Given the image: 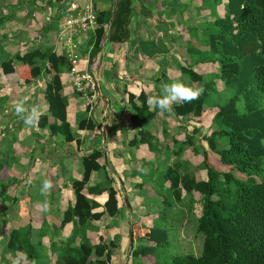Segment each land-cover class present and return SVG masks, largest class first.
I'll return each mask as SVG.
<instances>
[{"label":"trees","instance_id":"trees-1","mask_svg":"<svg viewBox=\"0 0 264 264\" xmlns=\"http://www.w3.org/2000/svg\"><path fill=\"white\" fill-rule=\"evenodd\" d=\"M64 1L54 0L59 8H62ZM112 2L113 0L108 9L99 12L93 8L96 27L87 33L85 38L87 44L78 51L80 56H88L91 70L96 64L95 58L101 51L105 39L107 43L119 44L126 42L130 37L131 0H117L111 19ZM214 2L216 7L222 5L223 14L218 15L217 8L214 7L215 11L209 15L212 17L211 21L206 22L208 24L207 32L204 29L205 37L199 40L196 37L191 38L188 44L194 45V42L196 46L186 48L189 58L196 64L202 63V68L211 66L208 68H213L214 72L202 73L201 67H197L196 70L192 65L181 66L180 74L186 76L190 83L203 85L205 91L197 100L174 103L171 108L176 117L201 118L205 113L206 101L218 91L216 80L220 81L223 86L221 90L223 100L221 103H213V108L209 110L214 113L210 123L211 131L205 135L204 143L221 163L237 168L248 177L246 181H241L234 179L231 172L218 173L209 167L208 153L204 150L201 152L202 161L199 168L207 170V179L198 180L195 173L185 171L188 166L190 168L192 166L185 164L181 157L188 148L200 155L197 149L202 150L206 146L195 145L192 135H186L183 141L173 139L174 163L161 175V181L169 183L168 190L171 194V199L164 203L165 209L169 215L177 209H185L191 215L193 214L191 207L195 202L192 194L199 195L196 232L203 238L202 251L198 256L170 253L166 249L168 241L165 230L150 231L146 236L139 234L138 240L142 241L147 237L148 241L153 242V246L132 250L134 240L132 230L130 257L139 258L150 254L152 261L149 264H264V175L260 174L264 161V0H214ZM55 16L52 15L59 21L61 16ZM53 18L50 19L48 27L53 24L58 31V22ZM6 20L7 16L0 17V25ZM189 32L194 33L196 30L190 28ZM202 39L203 44L199 47L204 51H199L197 43ZM193 55L196 57L193 58ZM198 57L202 59L199 60ZM11 60L22 62L18 76L26 67L28 68L30 77L25 82L36 80L42 74L50 78L46 83L44 96L55 122L51 123L48 129L52 135L62 136L67 143H79L80 139L72 134L65 118L67 101L62 96L60 80L61 71L63 69L67 71L70 67L65 54L31 48L24 53L16 52L8 57L6 62L11 64L13 63ZM1 65L5 67L4 63ZM161 93L158 92L159 95ZM127 97L131 109L138 115L148 110L142 103L140 105L135 101L134 94L129 93ZM145 100L144 95L143 101ZM0 108H3L1 102ZM85 111L88 113L87 108ZM135 117L132 119L130 116L129 120H135ZM41 119L42 125H45L46 117ZM97 125L91 116L80 119L77 123L79 130H94ZM196 131L193 129V135ZM140 133L151 136L149 132L146 134L143 130ZM128 143L131 147L140 144L136 139ZM148 147L150 151L154 150L152 145ZM101 157V150H93L81 158L83 173L80 179L71 183L73 203L63 212L60 222L61 228L73 223V232L60 244L51 242L50 249L56 252L53 264L110 263V246L114 245L113 241L105 242L99 237V242L92 244L84 233L89 222L98 221L105 214L114 217L119 211L117 190L111 186L110 181L106 187L95 186L87 190L88 195L106 193L107 200L103 206L89 199L84 192L91 172L102 169ZM3 168L0 162V172ZM255 176L259 180H256ZM5 191L6 186L0 191V198H4ZM183 195L188 197L187 201ZM159 209V213L167 216V213L162 211L163 205ZM25 233L26 231L12 228L6 238V251L12 254H26L24 264H30L32 260H35L36 264H41L38 261L39 254L35 252L40 242L32 241Z\"/></svg>","mask_w":264,"mask_h":264},{"label":"rangeland","instance_id":"rangeland-1","mask_svg":"<svg viewBox=\"0 0 264 264\" xmlns=\"http://www.w3.org/2000/svg\"><path fill=\"white\" fill-rule=\"evenodd\" d=\"M20 1L25 0H0V17L7 16V20L0 25V34H2L1 32H8L9 34V36L6 38H2L0 36V41H2L0 42V48H2L5 52L7 44H10L7 47L5 53L2 49H0V63L2 64L3 62L7 61V58L10 57L9 53L15 51H11V49L18 44H20L19 48L21 47L20 50L18 49V51L20 52L25 50L22 49V47L26 49L41 47L43 50H50V48H52V42L54 43L55 41H57L55 46V50L57 51L56 53L62 52L64 49L61 42L59 41L60 38L56 33L57 31L52 26L53 24L47 29H42V25L43 27H47L48 22H44L42 20V25H40L37 21H33V17L31 18L25 10L23 11L25 21L19 20V18H21V15H19L18 11L20 10L19 7L21 6ZM26 1H29L33 7V2H36V0ZM151 1L154 6H150L148 10L151 12V14L155 13L157 18L162 21L153 22L151 20H147L144 26L139 30V42L137 41L136 37H133L129 42L119 46H113L109 43L106 46L107 48L105 50H102L103 52L107 51L106 54H108L109 56L106 67H102L103 70H106L107 72V84L104 85V89L107 91V93L103 91V97L107 98V107H110L109 109H107V112H104V117H106L110 125V130L106 132L105 137H103V135H101L102 137H100L96 132H81L79 129H76V126H73V134L77 138L82 139L81 151H76V160L68 159L64 155V153H61L60 158L55 164L44 166H37L35 163L33 164L35 158H33L32 160L31 154L27 153L26 151H23L19 155H16L14 153V149L10 147L9 149H12L13 151L10 152L9 155H7V151H5L6 147H4L5 145L3 146L0 144V154L6 158L7 163L9 164L8 166L12 167V164L14 162L20 163V166L18 165V168L15 169L14 167H12V174H14L17 169L18 171L20 170L23 174H26L28 170L33 171V174H31L28 179L23 178V176L21 175V178H19L21 180L17 181L9 177L10 171L7 165L4 166L3 172L0 173V191L3 190L4 186H6L4 198H0V264H14L17 257L21 256L17 253L13 255L10 252H6V250H4V253L2 254V248L6 243L8 232L12 228L26 231L25 234L28 235V238H30L32 241L36 240V242H40V245H38L39 247L35 250V252L39 254L38 261L41 264H45L47 262L49 264L54 263L53 261L56 259V252L51 251V242L60 244V242L67 240L73 232V225H67L64 228H61L59 224L62 218V210L66 207L67 203V191H69L71 197V192L69 190L71 189L70 181L82 176L83 168L81 165V158L85 154L87 155L95 150V148H101L102 157L100 159V162L102 164V169L99 171L91 172L92 174L84 192L87 193L88 189L95 186L106 187L108 186L109 181H112V178L113 180H117V178H119V181L123 183L124 187L129 186L130 195L132 193L131 185L134 187V199H132L130 195H127L131 207L130 215L129 210L128 214L124 216V213L120 215L118 212L115 215V218H118L117 220L102 218L99 222H89L84 229L85 235L92 244L94 242L98 243V229H100V233H102L105 237V242L113 241L115 243V245L110 246L111 257L109 264H149L152 261V257L150 254L139 258H128V253L130 252L131 242L133 238L134 250L139 247H143L145 249L149 247L148 242H145L147 237L142 241L138 240L139 233L145 230V225L141 220V217H148V219L151 218L149 217V215L159 213V207L162 205V211H165L167 213V226H163L159 223L156 228L168 229L167 231H165V237L168 241L166 249L172 254H193L194 256H198L201 254L203 238L196 232L197 216L195 214L189 215L185 209L174 210L173 213L169 215L167 209H165L164 203L171 198V194L168 190L169 185L161 181V175L163 174L162 172L167 169L166 167L170 166L174 161V157L172 154L174 146L172 143H168L169 145L167 147V139L175 140L174 136L176 133H178L180 135V139H184V134L192 135L194 144L197 146L201 143H204L203 138L205 135H208L211 130L210 123L214 113L213 111L210 112L209 110L213 108V103H221L223 100L221 99L223 93V91H221L223 89L222 83L216 80L218 84V91L212 94V96L206 101L204 106L205 113L203 114V116L200 119L193 121L191 124H188V126L183 124L184 128L186 127L185 133L184 130L179 127H177L178 131L174 130L177 120L187 123V119L183 117H180V119H175L176 117L172 112V108L170 111L161 112L158 108L150 107L146 103L148 98L145 93L143 94V96L145 95L146 100L141 101V103L143 106L148 108V112L146 111L142 115H138L131 109V107L127 108V105L123 107L122 104V108L128 109L127 113L131 116L132 119L136 116L135 120H131L129 122H126L125 120L112 122V115H114L113 110H115L116 114L117 112H119V109H121V103L118 101L117 104V100H119L120 97L116 94L115 89L116 87H118V89L125 87V80H120L123 78L122 68L125 69V65H132L134 63L133 60H128L126 62L124 51L126 52L127 57L131 55L132 57L136 56L135 59L137 61L138 59H140L138 63L145 64L146 67L148 65L153 66V69L157 70V73L153 77H148L145 74H138L136 76L137 81L133 84V86L129 87V90L135 94L140 93L141 90L144 89H141V87H137L136 83H145L148 81L154 83L158 81V78L161 77L159 72L160 67H165L160 65L163 62L167 64L165 68L170 71L174 70L175 68L179 70L181 66L188 65H192L195 69L197 67L202 68V63L196 64L194 60L189 58L186 52V48L187 46L191 48L192 46H196V43L194 42V45L188 44V41L191 38L196 37V39L199 40L203 36L205 37V32H207L206 24H208L206 22L211 21L212 17H210L209 15L211 12L215 11L214 7H216V5L214 0H180L179 3L177 2V0ZM37 2L39 3L40 0H37ZM37 2L36 6L41 7V5H38ZM6 4L8 6L5 8ZM14 5H17V8L13 7ZM70 5H73V2ZM177 5L179 7L175 9V11L178 12V15L171 16L168 13V15L166 16V12L171 8L176 7ZM216 8L217 14L222 15V5H217ZM34 10H36V8H30L31 14L34 12ZM64 11L65 10L63 8H59V5H56L55 3V6L51 7V13L49 14L50 18L52 15L53 17L55 15H60L62 18L66 12ZM37 12H39V10ZM37 17L41 18L42 13ZM165 19L167 22L166 24H163V20ZM54 21L57 20L54 19ZM143 28L146 29V34L144 36H141V30ZM190 28H194L196 32L190 33ZM41 30L46 31V35L43 37V41L41 40L39 41V43H33V41L35 40L31 39L38 37L37 34L41 33ZM162 31H166V39L165 37H162L161 40H159V34H161ZM33 32H36L37 34ZM29 33H31V36H29ZM80 39L81 38L78 37L77 41L79 42ZM203 39L197 43V48L199 51H204L203 48L199 47V45L203 44ZM27 43H29L32 47L27 48L29 47ZM79 44L81 43L79 42ZM128 50H132L131 53H129ZM141 54L145 56V60L143 61L141 59ZM117 55L119 56V58H117ZM192 57L195 58L196 55H193ZM148 58H150L151 60H148ZM198 59L201 60L202 58L198 57ZM11 61L15 62L17 60ZM103 61H106V58H103ZM114 62H120V64L116 63V65L112 66ZM98 67L99 65L98 63H96L94 65L93 71L97 72L99 70ZM208 67L202 68L201 72H214L213 68ZM215 67H217V65H215ZM61 72L62 73H60V76L64 74V69ZM175 74H179L176 77V81L189 83V80L186 76L181 75L176 70ZM20 77L24 81H27L29 79L30 76L27 67L26 70L21 72L19 78ZM169 80V84H171V80L174 82L172 74L169 76ZM25 86H28V84H26ZM64 90L66 91L67 87H64ZM62 96L64 97L63 94ZM152 96L157 95L152 94ZM78 97H80L81 100L84 101V98L82 96ZM22 99L25 103L26 99L22 97V94L20 92L17 101ZM17 101L15 100L9 105L7 114L17 115L15 111V104ZM28 101L32 103L31 98H29ZM114 101H116V103H114ZM0 102L2 103L3 100H0ZM103 102L104 101L102 100L98 105V110L102 107ZM79 103L82 104V101H79ZM2 110L3 108H0V111ZM213 110H215V108ZM82 112L79 110V117L82 116ZM1 114L2 113L0 112V115ZM3 115H5V113H3ZM18 118L21 117L19 116ZM22 120L23 119L21 118L17 123L19 124ZM56 120L57 122H60L59 119ZM53 122H55V118L48 115L46 118V124L40 129L39 134L43 136L42 133L47 132L49 130V125ZM136 123H138V125H136ZM1 124L0 142L7 141L8 143L12 144L16 140L21 138L20 135H22L23 132L13 133L10 136L6 134V130L11 128L6 120L2 119ZM120 128H122V130H120ZM193 128L198 129V132L194 135ZM141 130H143L144 133L149 132L151 136H146L144 133L143 134L145 136L141 135ZM57 136L58 139L61 138L60 135ZM133 139H136L140 143L139 145H152L154 147V150L150 152L144 150L140 157L134 156L132 160L129 159L128 156L125 159H114V153H123L124 155L126 154L124 151L121 152L120 148H117V146L124 145ZM205 146L206 148H202V150L197 149L200 153V156L191 154L190 151L192 152V150L189 149V152L187 153L189 154L188 159H190V161L194 164L201 163V152L205 150L206 153H208L207 163L210 168L214 169L220 174L231 172L234 179H238L241 181L247 180V174L239 171L237 168L231 165H225L221 163L218 160L217 156L215 154H212V152L208 150L206 144ZM34 151H37L36 146L34 147ZM134 153L135 151L132 149L130 154L133 155ZM183 156L184 153L182 157ZM11 159L13 160V162ZM49 169L51 170L50 172H48ZM113 170L117 174H115ZM194 170L195 167L190 168V166L185 169V171L192 173H194ZM198 170L201 179H206L207 170L203 167H200ZM260 174L261 176L264 175V161L263 168ZM4 177L7 178L6 181L8 180L10 182L8 185L2 184V178ZM254 178L256 180H259L257 176H255ZM45 179L52 182L53 188L49 193L42 195L40 189L42 182ZM91 198L89 199L93 201H95L94 199H101L102 194L92 195ZM197 199L198 195H196L194 199V203H196V205ZM45 203L49 205V209L47 211H44L41 208V205ZM11 209H13L14 211ZM119 211L121 210L119 209ZM122 211L124 212V210ZM125 211L127 210L125 209ZM146 213L150 214L146 215ZM121 216H123V218H120ZM38 222H40L39 225L37 224ZM132 230L134 234L133 238H131ZM43 240L45 242L44 246L43 244L41 245V241ZM77 242H80L79 237L77 238ZM140 242L142 243L141 245L139 244ZM25 262L26 261L24 259L21 260V264H24Z\"/></svg>","mask_w":264,"mask_h":264},{"label":"crops","instance_id":"crops-1","mask_svg":"<svg viewBox=\"0 0 264 264\" xmlns=\"http://www.w3.org/2000/svg\"><path fill=\"white\" fill-rule=\"evenodd\" d=\"M114 1L115 0H113V2H112V7L114 4ZM36 2H37V0H36ZM36 2H33L34 3V7H33L29 1H26V0L20 1L21 6L19 7L20 10H18V11H19V15H21V18H19V20L25 21V19H24L25 16L23 15V11L25 10L31 18L33 17V21H37L40 25H42L41 22H43V21L48 22L47 27H43V25H42V29H47L51 23L50 19L53 18L52 16L50 18L49 14L51 13V7L55 6L54 0H40L39 3L37 2V4L41 5V7H37ZM72 2L75 3L78 7H81L84 4H91L96 12L108 9L111 6V0H65L63 2V5H61V6L64 10H67V9H69V6ZM177 2L179 3L180 0H177ZM12 4H14V3H12ZM7 6L8 5L6 4L5 8ZM150 6H154V4H152L151 0H131L132 15L130 18L131 22L129 24V35H130V37L124 43H119V44L110 43V44H112L113 46L114 45L119 46V45H122V44L129 42L133 37H136L137 41L139 42V40H138L139 30L141 29V27L144 26V24L146 23L147 20H151L153 22H157V21L161 22L162 20L158 19L155 13L151 14V12L148 10V8H150ZM13 7L17 8V5H14ZM178 7L179 6L177 5L176 7H173L169 11H167L166 16L168 15V13L171 16L178 15V12L175 11V9H177ZM30 8H33V9L36 8V10H34V12L31 14ZM38 10H39V12H37ZM41 13H42V17L41 18L37 17V16H40ZM38 18L41 20H39ZM166 22H167L166 19L163 20V24H166ZM165 32L166 31H162V33L159 34V40H161L162 37H165V39H166ZM1 33L2 34H0V36L2 38H6L9 36L8 32H1ZM33 33H36V32H33ZM145 34H146V29L143 28L141 30V36H144ZM16 35H18V34H16ZM37 35H38V37H35L32 39L29 37L31 40H35V41H33V43L34 42L39 43V41H41V40L43 41V37L46 35V32L41 30V33H38ZM29 36H31V33H29ZM80 40H79V42L81 44H79V50L83 49V47L86 46V44H87L86 43L87 41L85 40L84 37ZM0 42H2V41H0ZM27 44L29 46L27 48L32 47V46H30L29 43H27ZM107 44H109V43H107V41L105 39L104 43L102 45L101 51L97 54V56L95 58L96 63H98V65H99V67H98L99 70L97 72H95L96 81H97V85L99 88L100 96L102 95L101 101L102 100L104 101L102 107L99 110L97 107L94 111V116H92V118L95 120L96 123H98V125L94 130H80L81 132H84V131L96 132L99 134L100 137H102L101 135H103V137H105L106 132H108L110 130L109 129L110 128L109 121L106 119V117H104V112H107L108 111L107 109H109L110 107H107L108 106L106 103V102H108L107 98L103 97V91H105L107 93V91L104 89V85L107 84V81H106L107 72H106V70H103L102 67H106L107 61L109 60V56H108V54H106L107 51L103 52L102 50H105L107 48L106 47ZM9 45L10 44H7V46L5 48V52H6V49ZM19 46H20V44L14 46L11 49V51H13V50H15V51L10 52L9 53L10 56L14 55L16 52H18V49L19 50L21 49V47L19 48ZM55 46H56V41L54 43L52 42V48H50V50L46 49V51L53 52V50H54L55 52H57L55 50L56 49ZM166 46H167V43H166ZM33 47H35V46H33ZM0 49H2V48H0ZM22 49L28 50L24 47H22ZM40 49H42V48L40 47ZM115 49H116V47H115ZM25 50L22 51V53H24ZM128 51H129V53H131L132 50H128ZM3 52H4V50H3ZM124 55L126 57V62L128 60H133L134 63L132 65H125V67H126L125 69L122 68V70H123V76L122 77L123 78L120 80L121 81L125 80V87H122L121 89L120 88L118 89V87H116V89H115L116 94L120 97V99L118 98L119 100H117V104H118V101L121 103V109H119V112H117L116 114H115V110H113L114 115H112V122H119L121 120H123V121L125 120L126 122L131 121V120H128L129 116H130L127 113L128 109L122 108V104H123V107L125 105H127V108L128 107L130 108V104H128L129 101H128V97H127L129 95V93L134 94L136 96L135 101L140 103V105H141V101H143L142 96L144 93L147 95V98L149 96H152V94L159 95L158 92L163 89V86L166 84H169V82H170L169 76L172 74L173 80L175 82L176 77L179 75V74H177V75L175 74V70L178 73H180V71L177 70V68H175L174 70H171V71L168 70L167 68H165L167 64L165 62H163L160 65L165 66V67L164 68L160 67L159 72H160L161 77L158 78V81L154 82V83H152L150 81L145 82V83H136L137 87H141V89H143V88L144 89L141 90L140 93L135 94L129 90L130 89L129 87L133 86V84L137 81L136 76L138 74L139 75L145 74L148 77H151V76L153 77L157 73V70L153 69V66L148 65L146 67L145 64L138 63L140 61V59H138V61H137L135 59L136 56H133L134 58L132 57V55L127 57V54L125 51H124ZM6 57H7V53H6ZM82 57H84V56H82ZM103 58H106V61H103ZM117 58H119L118 55H117ZM141 59H142V61L145 60V56L142 54H141ZM148 60H151V59L148 58ZM19 62L20 61L17 60L15 62L13 61V63H11V64H8L5 61V62H3L5 67H2L3 65H1V63H0V100H3V102H2L3 110L0 111L2 113L0 115V126L2 125L1 120L3 119V120H6L7 123L11 126L10 129L6 130V134H8V136H10L13 133H22V132L23 133H22V135H20L21 138H19L18 140H16L12 144L8 143L7 141H5V142L1 141L0 144L3 146L5 145L4 147H6L5 151H7V155H9V153L13 151L12 149H9L10 147H12L14 149V153L16 155H19L23 151H26L27 153L31 154L32 160H33V158H35V160L33 161V164L35 163L37 166L55 164L57 162V160L60 158L61 153H64V155L68 159L76 160V151H78V152L81 151V146H82V139L81 138L76 137L77 139H80V142L75 144L73 142L72 143L65 142L64 140H62L63 139L62 136H61V138L58 139V136L52 135L50 133V130H48L45 133H42L43 136H41L39 134L40 129L42 128V126H44V125H42L43 120L41 118H43V117L47 118L48 115L51 116V113L49 112V104L46 101L45 96H44L45 86H46V83L50 80V78L47 77L46 75L42 74L41 77L36 79V80H32L31 82H25L23 79H21V77L19 78V76H18V69L21 68L20 66L22 64V62L21 63H19ZM116 63L120 64V62H114L112 64V66L116 65ZM10 66H12V67H10ZM83 67H84V65H81V68H83ZM196 70H198V69L196 68ZM67 71L65 70L64 74L62 76H60V80H61V85H62V94L64 95V97L66 98V101H67L66 102L67 105L65 108V118H66V121L69 123L70 128H71V132L73 134V126H76V129H78V127H77L78 121L80 119L87 117L88 114L85 111V108H86L85 107L86 106L85 105V99H84V101L81 100V98L78 97L79 95L72 91V89L70 88V86L67 82V79H66ZM168 73H169V75H168ZM167 75H168V78H167ZM16 78L18 79V82H17ZM171 83H173L172 80H171ZM26 84H28V86H25ZM64 87H67L66 91L64 90ZM20 92L22 94V97H24L26 99V101H25L26 107H31V106L35 105L39 109V117H38V120L36 121V123L34 124V126L26 125L24 123V120H22L18 124L17 122H19L21 119V118H18L19 117L18 115L7 114V110L9 108V105L12 102H14L15 100L17 101ZM29 98L32 99V103H30L28 101ZM79 101H82V104H80ZM114 103H116V101H114ZM79 110L81 112L84 111V112H82V116H80V117L78 116V114H80ZM3 113H5V115H3ZM83 114H85V115H83ZM123 114H127V115H123ZM175 119H180V117H176ZM186 119H187V123L177 120L174 131H178L177 127H179L181 129H183L184 133H185L186 127L184 128L183 124L188 126V124H191L193 121H196L200 118L189 117ZM9 121H11V122H9ZM128 126H131V125H128ZM193 129L197 130L196 133L198 132L197 128H193ZM120 130H122V128H120ZM186 135L187 134H184V138ZM24 137H25V139H24ZM174 137L176 140H179V141L184 140V139H180V135L178 133H176ZM168 143L173 144V139L172 140H170V139L166 140V144H167L166 146L167 147L169 145ZM201 144L203 146L205 145V143H201ZM11 145H13V146H11ZM35 146L37 148L36 152L34 151ZM117 148H120V151L121 152L124 151L126 154L124 155L123 153H121V154L114 153V155H113L114 159H120V158L125 159L128 156V158L132 160L134 156L140 157L144 150L150 152V149L147 145H138L137 147H131L129 145V143H126L124 145L117 146ZM132 149L135 151V153L133 155L130 154ZM189 149H191V148L186 149V151L184 152V156H183L184 158L182 157L181 160H184L185 164H190L192 167H195L194 173L196 175V178L198 180H202L201 177L199 176V170H198L200 163L194 164L190 161V159H188L189 154H187V153L189 152ZM95 150H101V148L100 149L95 148ZM190 153L193 155L200 156L193 151L192 152L190 151ZM84 156H86V154ZM0 162L3 164V166L7 165L8 169L10 171L9 177L13 178L15 181L21 180V179H19V178H21V175L23 176V178L28 179L31 176V174H33V171H31V170H28L26 172V174H23L20 170L18 171V169L16 170V172L14 174H12L11 173V171H13L12 167H14L15 169L18 168L20 166V163L14 162L12 164V167H10V166H8L9 164L7 163L6 158L3 157L1 154H0ZM12 162H13V160H12ZM200 162H201V160H200ZM173 163H174V161L171 163L170 166H172ZM170 166H168V167H170ZM168 167H166V168H168ZM3 170H4V168L1 170L0 173H2ZM50 171L51 170L49 169L48 172H50ZM114 173L117 174L115 171H114ZM80 178H75L74 180H77ZM6 179H7L6 177L2 178V184L8 185L10 183L8 180L6 181ZM206 179H207V175H206ZM206 179H203V180H206ZM72 181H73V179L70 182L72 183ZM5 182H7V183H5ZM14 183H17V182H14ZM165 184L169 185L168 182H165ZM111 186L115 190H117L118 209L121 210V211H118L119 214L122 215L124 213L123 214V216H124V215L128 214V210H129V215H130L131 207H130V203H129V198L127 196V195H130V187L129 186L124 187L123 183L121 181H119V178H117V180H113V178H112ZM131 187H132V190H131L132 193H131L130 197L132 199H134V193H133L134 187L132 185H131ZM69 190L71 192V197H70L69 191L66 190L67 191V193H66L67 203H66V207L62 210L61 217L63 215V212L68 207V205L73 203L72 188ZM192 195L195 199L196 195H198V194L193 193ZM91 196L92 195L87 194L88 198H91ZM186 197H187L186 195H183L184 199H186ZM198 199H199V195H198ZM198 199H197V201H198ZM94 200L97 203H99L101 206H103V204L107 200V194L103 193L101 199H94ZM189 204L191 205V201L189 202ZM198 204L199 203H197V205H196V203H193V205L191 207V209H192L191 212L193 214H195L196 216L199 214ZM124 207L127 211H125ZM11 210H13V209H11ZM122 210H124V212ZM148 214H150V213H146V215H148ZM123 216H121L120 218H123ZM149 217H151V218L148 219V217L147 218L141 217V220L144 222V225H145V230L141 231L139 233L140 235L146 236L150 231L156 232L159 230H162V231L168 230V229H157L156 228V226L159 223L162 224L163 226H167L168 219L166 218L165 214L156 213L153 215H149ZM102 218H108L109 220H117L118 219V218H115V216L110 217V216L105 214L98 221H95V222L101 221ZM60 222H61V220H60ZM37 224L39 225L40 222H38ZM67 225H73V224L71 223V224H67ZM97 232H98L97 233L98 236L102 237L104 240L105 237L103 236L102 233H100V229H98ZM98 242H99V239H98ZM145 242L146 243L148 242L149 247L153 246V242L148 241L147 239ZM96 243L97 242H94L93 244H96ZM42 244H43V246L45 245L44 240L42 241ZM139 244L141 245L142 243L140 242ZM114 245H115V243H114ZM4 250H6L5 245L2 248V254L4 253ZM132 250H134V248ZM17 254H19V253H17ZM13 255H15V254H13ZM19 255H21V254H19ZM129 257H130V252L128 253V258Z\"/></svg>","mask_w":264,"mask_h":264},{"label":"built area","instance_id":"built-area-1","mask_svg":"<svg viewBox=\"0 0 264 264\" xmlns=\"http://www.w3.org/2000/svg\"><path fill=\"white\" fill-rule=\"evenodd\" d=\"M65 11V15L58 22L56 33L64 49L60 53H64L70 63L66 79L72 91L85 99V107L92 115L101 96L95 71L90 69L88 56L82 57L78 53L77 38L79 36L86 38L87 33L95 29L96 15L91 4L78 7L73 3ZM81 65L84 67L81 68Z\"/></svg>","mask_w":264,"mask_h":264},{"label":"clouds","instance_id":"clouds-1","mask_svg":"<svg viewBox=\"0 0 264 264\" xmlns=\"http://www.w3.org/2000/svg\"><path fill=\"white\" fill-rule=\"evenodd\" d=\"M204 91L205 89L203 85L197 86L196 83L175 81L171 84L164 85L161 95L149 96L146 103L150 107L158 108L161 112L170 111L171 106L174 103L192 102L194 100H197L204 93ZM101 99L99 100V103H101ZM98 105L96 106V108L98 107ZM15 111L17 115L20 116L24 120V123L28 126H34L39 117L38 107L35 105L26 107L23 99L16 102ZM87 114L91 117L94 116V112L92 115L89 112ZM52 188V182L45 179L41 185V194L43 195L49 193ZM41 208L42 210L47 211L49 209V205L45 203L41 205ZM22 259L26 260V254H21V256H18L14 264H21ZM30 264H36V261L32 260Z\"/></svg>","mask_w":264,"mask_h":264},{"label":"water","instance_id":"water-1","mask_svg":"<svg viewBox=\"0 0 264 264\" xmlns=\"http://www.w3.org/2000/svg\"><path fill=\"white\" fill-rule=\"evenodd\" d=\"M116 4H117V0L114 1L113 7H112L111 19H112V16H113L114 10H115V8H116ZM111 19H110V22H111Z\"/></svg>","mask_w":264,"mask_h":264}]
</instances>
